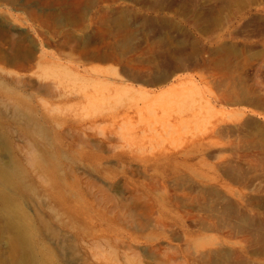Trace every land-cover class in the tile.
<instances>
[{
    "label": "rangeland",
    "instance_id": "1",
    "mask_svg": "<svg viewBox=\"0 0 264 264\" xmlns=\"http://www.w3.org/2000/svg\"><path fill=\"white\" fill-rule=\"evenodd\" d=\"M15 1L0 0V50L18 33L37 50L21 65L0 59V169L19 178L16 187L0 180V264L11 262L12 238L18 264H264L253 239L264 223V144L243 140L256 130L264 140V0H172L189 18L201 13L193 33L146 18L147 0H94L83 29L58 22L54 0ZM120 16L134 31L127 52L115 38ZM217 39L233 48L229 67L210 45ZM160 42L176 54L149 55ZM228 75L250 104L218 100Z\"/></svg>",
    "mask_w": 264,
    "mask_h": 264
},
{
    "label": "bare ground",
    "instance_id": "2",
    "mask_svg": "<svg viewBox=\"0 0 264 264\" xmlns=\"http://www.w3.org/2000/svg\"><path fill=\"white\" fill-rule=\"evenodd\" d=\"M2 1H4L5 3H12L13 4V2H17V1H15V0H2ZM20 1H22V0H20ZM24 1V0H23ZM94 0H71V1H66V0H54V2H55V4H53V5H56V6H58V7H62V10L60 11V12H57V13H53V17L55 18V19H57L58 20V22H62V23H64V24H67V25H69V26H71V27H73V26H75V28H80V29H83V20H84V17H85V9H86V7L87 8H90L92 5H93V2ZM236 2H238V3H242L243 2V0H237ZM246 2V1H245ZM249 2V1H248ZM14 3V4H15ZM53 3V2H52ZM19 5V4H18ZM21 5V4H20ZM23 5H24V3H23ZM36 6V5H35ZM227 6V5H226ZM141 7H142V9L144 10V14L146 15V18L148 17V15H150V14H153L154 15V18L155 19H157L158 21H160L161 23H163L164 25H168V24H173V25H176L177 23L179 24H184V25H188V27H190V29H191V31H192V33L193 32H195V31H201L202 29H200V27H201V24H202V22H204V21H202L201 22V13L199 12V10L197 9V8H195L193 11H192V14H193V16L195 17L194 19L193 18H189V17H187L186 15V13H185V11H184V7H183V5H182V3H174V2H172V0H147L146 2H144V4L143 5H141ZM20 9L22 8L21 6L19 7ZM23 8H25V7H23ZM29 8V7H28ZM43 8V7H42ZM57 8V7H56ZM52 10V9H51ZM87 10V9H86ZM89 11V10H88ZM30 13V12H29ZM140 14H141V12H139ZM33 14V13H32ZM32 14H30L31 16H32ZM143 14V13H142ZM33 17V16H32ZM37 17V16H36ZM151 17V16H150ZM36 19H38V18H36ZM40 19H42V18H40ZM40 19H38V20H40ZM46 21V20H45ZM85 21V20H84ZM41 22V21H40ZM108 20H107V17H102V19H100V20H98V23H99V25L101 26V27H103L102 28V30L101 31H103L104 30V32H102V33H105V29L107 28V25H108ZM113 24H114V28H115V38H117L116 40H118L119 41V43H120V46H121V50L123 51V52H127L128 50H129V43L131 42V40H132V38H133V33H134V31H133V29L131 28V26H129V25H127V21H126V19L123 17V16H120V17H118V18H116L115 20H113ZM0 26H1V24H0ZM1 28V27H0ZM105 28V29H104ZM73 29V28H72ZM74 30V29H73ZM72 30V31H73ZM72 31H70V33L68 32H66L67 34H65V36H66V38L67 39H65V40H67V41H69V40H72L73 39V36H72ZM72 32V33H71ZM75 32V31H74ZM101 33V34H102ZM202 33V32H201ZM204 34V33H203ZM6 35V34H5ZM0 36H2V35H0ZM3 37V36H2ZM1 37V38H2ZM12 37V36H11ZM6 38H7V41L9 42V45H10V52L9 53H6V52H3V51H1L0 50V59L2 60H4V61H6L9 65H13V64H16V65H21V61H29V60H31L32 59V57L34 56V54H35V51L37 50V47L35 46V47H28V46H26L25 44H23V43H25V39H26V37H23L21 34H19L18 33V36H15V39H13V37L12 38H10L9 36H7L6 35ZM69 39V40H68ZM3 40H5V42H6V39H4V37H3ZM78 40V39H77ZM76 40V42H79V43H81V45L82 44H84V45H86L87 43H88V41H89V38L88 39H86V38H84V39H81V40H79V41H77ZM225 40V39H224ZM28 41H29V39H28ZM75 41V40H74ZM7 42V43H8ZM32 42V41H31ZM225 42V41H224ZM223 42V43H224ZM27 43V42H26ZM223 43H222V40L221 39H217V40H215L213 43H211L210 45H213V46H215V50H214V54H215V56L218 58V59H220L221 60V62L224 64V65H226L225 67H229L230 66V61H231V59L229 58L232 54H233V48H232V50L230 49V48H228L227 47V45H226V47H225V45H223ZM32 44V43H31ZM226 44V43H225ZM29 45V44H28ZM33 45V44H32ZM37 45V44H36ZM62 45H64L63 43H62ZM160 45L162 46V48L160 47ZM30 46V45H29ZM158 46H159V48H160V50H157L156 49V47H155V45L154 44H151V47H149V49H148V54L149 55H154L155 53H157V54H159V53H161L162 55H164L165 53H174V54H176L175 52H172V51H170L168 48H166V47H163V45H162V42H160L159 44H158ZM8 48V49H9ZM60 48H62V47H59V49ZM66 48H69V46H67ZM178 48V47H177ZM128 49V50H127ZM63 50V49H62ZM70 50H71V48H70ZM178 50V49H177ZM103 51V50H102ZM157 51V52H156ZM91 52V51H90ZM90 52H88V51H81L80 53H81V57L82 58H84V59H93V60H98V61H108V60H113L114 58H116L115 57V55L113 54H110V55H105V54H98V53H90ZM96 52V51H95ZM69 53V52H68ZM67 53V54H68ZM46 54V52H42V54L38 57V62H40L41 61V59H42V57L44 56ZM71 54V53H70ZM69 56V55H68ZM52 58V57H51ZM50 58V59H51ZM82 58H80V61H81V59ZM53 59V58H52ZM69 59V58H68ZM72 58H70V60H71ZM229 59H230V61H229ZM73 60V59H72ZM77 60V59H76ZM75 60V61H76ZM79 60V59H78ZM77 60V61H78ZM117 60V59H116ZM186 60L188 61V58L186 57V58H184V57H180V56H178L177 58H176V62H175V68L177 69V70H184L185 68H187L186 67V64H185V62H186ZM74 61V60H73ZM85 61V60H84ZM88 62V61H87ZM90 62V61H89ZM66 63V62H65ZM74 64V63H73ZM75 65V64H74ZM82 65V64H81ZM15 66V65H14ZM80 66V65H79ZM78 65L76 66L77 68L79 67ZM84 66V65H83ZM22 67V66H21ZM18 68V67H17ZM22 70H23V68H22ZM88 70V69H87ZM85 71V70H84ZM87 72V71H86ZM224 76V75H223ZM235 78H237V77H235ZM234 78V75H228V77H227V79L226 80H228V82L224 79V82L226 81V83L228 84H224V85H227V87H226V89L224 90V91H222L221 90V88H220V86H219V88H220V91H222V93H221V95H220V97H217L218 98V100L219 101H221V102H225L226 103V105H228V104H230L231 106L232 105H234V106H236V105H245V104H250L251 103V101H250V99H249V97H250V91H249V89L247 88V87H245L244 86V84H242L243 83V81H242V83H241V81H238V83H236V79ZM238 78H239V76H238ZM239 80H240V78H239ZM58 83V82H57ZM223 83V82H222ZM59 85L60 84H62L61 82H59L58 83ZM221 84V83H220ZM222 86H223V84H221ZM221 86V87H222ZM224 87V86H223ZM259 95H260V93H259ZM262 96V95H261ZM264 96V95H263ZM253 96H251V98H252ZM254 97H255V99H258V98H256L257 96H255V94H254ZM254 97H253V99H254ZM258 97H260V96H258ZM86 98H89V97H86ZM216 99V98H215ZM217 100V101H218ZM216 102V101H215ZM261 102V101H260ZM218 103V102H217ZM216 103V104H217ZM228 103V104H227ZM221 105V104H220ZM261 105V104H260ZM225 106V105H224ZM223 107V106H222ZM237 107V106H236ZM240 107H242V106H240ZM246 107V106H245ZM262 107V106H261ZM256 108H258L257 106H256ZM260 108V107H259ZM244 109V108H243ZM114 110V109H113ZM179 111V110H178ZM180 112V111H179ZM263 112V111H262ZM246 113V111L245 110H236V111H231L230 112V114L231 115H236V116H243L244 114ZM16 115H20V114H18V113H16ZM120 115V113L119 112H116V113H112L111 115H110V119H112L113 121L114 120H116L117 118H118V116ZM127 114H125V116H126ZM227 116V115H226ZM247 116H250V115H247ZM258 117V116H257ZM245 119V118H244ZM256 119V118H255ZM147 121V120H146ZM249 121V120H248ZM258 121H259V119H258ZM141 122V121H140ZM180 123V122H179ZM140 124V123H139ZM142 124H144V123H142ZM167 124H168V122H167ZM243 124H244V122H243ZM248 124V123H247ZM260 124H262V123H260ZM109 125H111V124H109ZM165 125V124H164ZM169 125V124H168ZM135 126V125H134ZM134 126H130V127H134ZM170 126H171V123H170ZM224 126V125H223ZM254 126V125H253ZM258 126V125H257ZM172 127H174V126H172ZM243 127H244V125H243ZM248 127V126H247ZM149 128V127H148ZM147 128V129H148ZM163 128V127H162ZM161 128V129H162ZM253 128V127H252ZM264 128V127H263ZM169 130H167V131H170V127L168 128ZM174 129V128H173ZM221 129V128H220ZM219 129V130H220ZM245 129V128H244ZM254 129H256V127L254 128ZM149 130V129H148ZM147 130V131H148ZM155 131H156V129H154ZM217 130V129H216ZM155 131H153V132H155ZM248 131V130H247ZM257 132H254L253 134H252V136H249V135H247L246 133V139H243L246 143L248 142H251L250 140H252L253 142L254 141H256V143H258L257 145H259V147H260V145H262L263 146V144H264V140L262 139L263 137H261L262 136V133L260 132L261 130H256ZM143 132H145V131H143ZM142 132V133H143ZM172 132H174V131H172ZM217 132V131H216ZM215 132V133H216ZM249 132V131H248ZM140 133H141V131H140ZM141 133V134H142ZM151 133V132H150ZM264 133V132H263ZM245 134H244V136H245ZM145 135V134H144ZM181 138V137H180ZM243 140H241V141H243ZM253 142H251V145H253L252 143ZM239 143V142H238ZM227 144V143H226ZM239 144H241V143H239ZM238 144V145H239ZM238 145H236L237 147H239ZM242 145V144H241ZM240 145V147H242ZM249 145H250V143H249ZM256 145V144H255ZM232 146H233V144H232ZM236 146H234V147H236ZM243 146H244V144H243ZM178 148H180V147H178ZM256 148H257V146H256ZM237 149H239V148H237ZM174 150H176V149H174ZM221 150V149H220ZM259 150V149H258ZM145 151V150H144ZM261 151V150H260ZM152 152V151H151ZM231 152V151H230ZM239 152V151H238ZM262 152V151H261ZM132 153H134V151H132ZM136 153V152H135ZM139 153V152H138ZM212 153V152H211ZM229 153V152H228ZM233 154H235V155H237L238 153H234V152H232ZM240 154L242 153V152H239ZM246 154V153H245ZM205 155H207V154H205ZM234 155V156H235ZM249 155V154H248ZM260 155V154H259ZM258 155V156H259ZM182 156H184V154L182 155ZM233 156V155H232ZM241 156V155H240ZM247 156V154L245 155V157ZM253 156H255V155H253ZM237 157V156H236ZM244 157V156H243ZM217 158H218V155H217ZM227 158V157H226ZM247 158V157H246ZM245 158V159H246ZM239 159V158H238ZM243 159V158H242ZM252 159V158H251ZM257 159H258V157H257ZM230 160V159H229ZM231 160H233V159H231ZM235 160V159H234ZM264 160V159H263ZM243 161V160H242ZM245 161V160H244ZM253 161V160H252ZM252 161H250V164H251V162ZM254 161H257V160H254ZM253 161V162H254ZM234 162H236V161H234ZM258 162V161H257ZM246 163H247V161H246ZM256 163V162H255ZM258 164H259V162H258ZM261 164V166H263L264 167V162L263 163H260ZM257 165V164H256ZM236 168H238L237 166H236ZM256 168H258V165H257V167ZM183 169V168H182ZM263 169V168H262ZM184 170V169H183ZM259 170V169H258ZM261 170V169H260ZM189 172V171H188ZM190 173V172H189ZM186 175H187V173H185ZM185 176V175H184ZM190 176V175H189ZM174 177H176V176H174ZM181 177V176H180ZM179 176H178V179L180 178ZM177 178V177H176ZM182 178H184V177H181L180 179H182ZM0 180L2 181V182H4L5 184H7L8 186H11V187H16L17 185H18V183H19V178H18V175H17V173L15 172V171H12L11 169H9V168H1L0 169ZM187 198H189V197H187ZM190 200H191V198H189ZM188 199V200H189ZM7 200V199H6ZM6 204V209L8 210V211H11V212H13V213H15L16 215L15 216H17L18 218H20V219H22V221L25 223L26 222V220H25V216L23 215V213L21 212V210L17 207V206H12V205H9V204H7V203H5ZM177 204V203H176ZM9 207H10V209H9ZM179 210V209H178ZM177 210V211H178ZM186 211V210H185ZM185 211H183L182 213H184ZM190 211V210H189ZM186 213V212H185ZM191 213V212H190ZM250 213V212H249ZM253 213V212H252ZM187 215H188V213H186V215L184 216V217H187ZM257 216L259 215V214H256ZM251 216V215H250ZM253 216V215H252ZM251 216V217H252ZM263 216H264V214H263ZM256 217V216H255ZM249 219H252V218H249ZM3 220V225H5L6 223H7V221L3 218L2 219ZM246 220V219H245ZM248 220V219H247ZM254 220V219H253ZM261 220V219H260ZM244 222H246V221H244ZM261 222V221H260ZM259 226L256 228V232H257V234H258V237L257 238H253L254 240L256 239V242L257 243H259V244H263L264 243V223H260V224H258ZM242 227H244L243 225H241ZM199 228V227H198ZM203 229H206L205 227H203ZM208 229V228H207ZM210 229V228H209ZM208 229V230H209ZM256 234V235H257ZM256 237V236H255ZM252 239V240H253ZM264 245V244H263ZM243 246H241V248H242ZM10 248H11V256H12V259H11V262H9V264H18V262H19V260H20V255H19V251H18V245H17V239L16 238H12L11 240H10ZM213 250V249H212ZM211 250V251H212ZM219 250H221V249H219ZM219 250H215V252L217 253V254H220V256H222L223 254L221 253V252H219ZM249 250V249H248ZM18 251V252H17ZM222 251V250H221ZM246 252H247V250H246ZM243 255H244V253H243ZM242 255V256H243ZM238 256V255H237ZM236 256V257H237ZM254 256V255H253ZM240 257V256H239ZM245 257V256H244ZM255 257V256H254ZM238 258V257H237ZM257 258V257H256ZM255 258V259H256ZM260 258V257H259ZM247 259V258H246ZM250 261V260H249ZM253 263V262H252ZM256 264H261L260 262H258V261H256L255 262Z\"/></svg>",
    "mask_w": 264,
    "mask_h": 264
}]
</instances>
